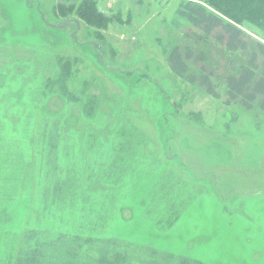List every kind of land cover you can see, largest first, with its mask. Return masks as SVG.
<instances>
[{
  "label": "rangeland",
  "instance_id": "1",
  "mask_svg": "<svg viewBox=\"0 0 264 264\" xmlns=\"http://www.w3.org/2000/svg\"><path fill=\"white\" fill-rule=\"evenodd\" d=\"M37 2L49 23L60 21L57 0H0V264H14L28 232L81 225L70 206L80 197L79 210L94 205L107 235L205 264H264V111L224 105L219 80L215 99L169 70L168 51L179 43L227 72L213 41L187 37L198 31L178 15L180 0H106L120 24L82 26L77 43L41 20ZM241 28L264 43V29ZM89 41L101 44L104 63ZM227 56L247 62L246 52ZM91 96L99 99L94 117L78 102ZM109 111L114 128L140 137L136 152L120 154L135 166L120 175L111 219L85 188L98 190L92 181L115 171L108 165L124 134L97 136Z\"/></svg>",
  "mask_w": 264,
  "mask_h": 264
},
{
  "label": "trees",
  "instance_id": "2",
  "mask_svg": "<svg viewBox=\"0 0 264 264\" xmlns=\"http://www.w3.org/2000/svg\"><path fill=\"white\" fill-rule=\"evenodd\" d=\"M33 1L26 0V3L32 6ZM198 1H206V5ZM198 1L180 0L176 11L198 31L195 33L188 30L186 35L189 40L199 45L202 41H213L216 44L221 57L225 59L227 72L218 74L208 64V56L203 51H195L190 46L179 43H174L168 51L166 62L169 70L180 80L215 99L220 97L217 84L219 80L225 87L224 105H236L244 110L257 107L264 111V43L255 40L241 28L242 23L249 22L264 29V0ZM37 11L43 13L38 2ZM53 13L60 21L71 20L74 29L75 20L79 22V28L83 26L97 30L108 25L117 26L121 22L118 14L106 6V0H57ZM44 18L48 22L45 15ZM227 51L246 52L247 62L238 63L227 56ZM78 102L82 104L84 111L94 112L90 117L97 114L99 99L91 96L87 97L86 102L83 100ZM111 115L110 111L100 114L104 124H98L103 129L102 135L97 136L108 139L115 130H119L120 136L124 134L118 145L120 147L117 149L118 153L112 157V164L108 165L110 168L114 166L115 171L111 172L104 182L100 183L98 178L92 181L94 185H98V190L90 188L89 185L85 187L93 201L105 202L106 207H100V211L104 215L108 214L110 219L114 200L122 194L120 190L125 179L120 178V175L135 166H125L123 164L125 159L121 156L127 155L135 147L130 153L132 155L134 151L136 152L137 143H140V137L135 141L136 136L133 133L121 129L120 126L119 129L114 128V122L109 120ZM50 140L52 152L57 148L54 135L50 136ZM47 163L50 168L56 169L55 159L51 156L48 157ZM96 167L98 169L100 165ZM113 174L115 176L111 178ZM64 183L66 185V182ZM80 198H70V206L72 215L78 211L81 225L70 224L62 230L51 231L50 236L48 234L45 236L46 232L42 230L28 232L24 237L25 248L19 251L14 264H205L192 258L105 234V223L99 229L98 223L95 222L98 217L97 208L93 205L87 210L82 211L81 208L79 210Z\"/></svg>",
  "mask_w": 264,
  "mask_h": 264
},
{
  "label": "water",
  "instance_id": "3",
  "mask_svg": "<svg viewBox=\"0 0 264 264\" xmlns=\"http://www.w3.org/2000/svg\"><path fill=\"white\" fill-rule=\"evenodd\" d=\"M40 18L49 27L57 28V29H66L67 32H68L69 37L73 38L75 40L74 31H72L73 24H72L71 20H63V21H59L57 23H49V22L45 21L43 13H40ZM75 24H76L75 30H78L79 29V22L77 20H75ZM88 44L91 45V47L93 48L95 53L98 55V58H99L100 62L104 63L103 62V57H102L101 52H100L101 44L96 42V41H89ZM106 67H107L108 70L122 72V70L120 68L115 67V66H108L107 65Z\"/></svg>",
  "mask_w": 264,
  "mask_h": 264
},
{
  "label": "flooded vegetation",
  "instance_id": "4",
  "mask_svg": "<svg viewBox=\"0 0 264 264\" xmlns=\"http://www.w3.org/2000/svg\"><path fill=\"white\" fill-rule=\"evenodd\" d=\"M75 34V33H74Z\"/></svg>",
  "mask_w": 264,
  "mask_h": 264
}]
</instances>
